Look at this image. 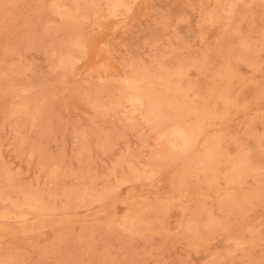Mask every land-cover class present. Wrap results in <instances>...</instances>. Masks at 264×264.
Listing matches in <instances>:
<instances>
[{"label":"rangeland","instance_id":"374dc122","mask_svg":"<svg viewBox=\"0 0 264 264\" xmlns=\"http://www.w3.org/2000/svg\"><path fill=\"white\" fill-rule=\"evenodd\" d=\"M0 264H264V0H0Z\"/></svg>","mask_w":264,"mask_h":264}]
</instances>
